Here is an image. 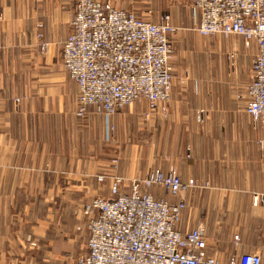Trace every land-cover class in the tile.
Listing matches in <instances>:
<instances>
[{
  "label": "crops",
  "instance_id": "0c3cea01",
  "mask_svg": "<svg viewBox=\"0 0 264 264\" xmlns=\"http://www.w3.org/2000/svg\"><path fill=\"white\" fill-rule=\"evenodd\" d=\"M97 1L151 21L168 14L172 44H187L170 61L166 114L145 118L146 102L135 101L109 117L119 141H106V119L93 106L85 120L75 117L78 88L62 63L75 0H0V264H76L88 240L81 209L94 195H110V175L125 180L119 193H126L132 176L166 172L172 162L181 181L195 182L184 192L186 207L175 229L202 225L206 254L223 264L247 252L264 264V146L258 144L264 123L253 125L244 111L256 44L246 46L239 35L218 37L235 54L227 75L223 53L188 48L191 37L206 45L199 39L214 36L196 31L199 17L190 0ZM199 109L205 110L201 123ZM139 120L153 127L154 138L141 143L148 157L136 165L127 163L126 131ZM175 145L189 148L188 159L162 160ZM150 191L170 200L155 186Z\"/></svg>",
  "mask_w": 264,
  "mask_h": 264
},
{
  "label": "built area",
  "instance_id": "2783aa9c",
  "mask_svg": "<svg viewBox=\"0 0 264 264\" xmlns=\"http://www.w3.org/2000/svg\"><path fill=\"white\" fill-rule=\"evenodd\" d=\"M190 5L198 13L196 31L201 36L239 35L246 46L256 44L244 111L253 125L264 123V0H190ZM174 30L166 14L151 21L109 1L75 0L61 51L64 69L78 88L75 116L85 118L93 106L106 119L105 140L114 142L115 129L108 119L123 107L144 100L145 118L157 112L165 115ZM226 58L234 67L235 54L227 51ZM13 101L18 105L20 98ZM204 117L205 110L199 109L196 120ZM258 144L262 149L264 142ZM104 179L97 176L98 181ZM109 182V196L83 204L87 249L76 264H223L206 254L202 225L186 232L175 229L186 207L183 194L194 180L181 181L171 165L166 172L152 169L143 177L132 176L126 193H119L122 177L110 175ZM153 186L170 200L155 198ZM226 264H261V258L254 252L241 253Z\"/></svg>",
  "mask_w": 264,
  "mask_h": 264
},
{
  "label": "rangeland",
  "instance_id": "374dc122",
  "mask_svg": "<svg viewBox=\"0 0 264 264\" xmlns=\"http://www.w3.org/2000/svg\"><path fill=\"white\" fill-rule=\"evenodd\" d=\"M161 15H163V14H161ZM161 15H159V17ZM166 15L168 16V14H166ZM219 36L220 35H214V36H211L209 38H201V39H199V41H203L204 39H206L207 41H209V43H207L206 45H204L203 43H200V45L197 44L195 40H193V41L191 40L192 39V37H191V39L189 40L190 41V45H188V48H190V49L196 48L197 49V48L200 47L202 49L204 48L206 50H210L212 53H216V54L217 53H220L221 55L223 53V55L225 57H227V51H229L230 49H226L227 47L224 48L223 45H221V41L219 40L220 38H218ZM218 40H219V43H217ZM194 42H195V46L191 45V43H194ZM184 48H187V44L184 47V45L181 42H179V41L177 43H173L174 53H173V56H172V59L171 60H173V58H174V56L176 54H179L180 55L181 52L184 50ZM196 49H195V52H197ZM197 53H199V52H197ZM225 63H226V72H227V75L232 74V72H234L233 71L234 70V67L233 66L231 67L229 65V62H228L227 58H225ZM235 96H236L237 99L238 98L241 99V95L240 94L239 95H235ZM193 116L195 117V114H193L192 117ZM80 120H85V118L80 119ZM142 123L143 122H141L140 120L139 121H136V123L133 125L132 129H127V131H126L127 132L126 138H128V142H129V152H128V155H127V163L129 162V159H132L133 163H137L136 165H138L140 159L143 156L148 157V155H143L142 154V147H143V145L145 143H143V144H141V143L143 141H147L149 139H153L154 138V130H153V127H150V125L149 126L146 125V124L143 125ZM125 133L123 135H125ZM170 133L172 135H176L177 136V131L176 130H172V131H170ZM182 137L185 139L184 136H182ZM116 139H118V135L115 132V140ZM168 140H170V139H168ZM118 141H119V139H118ZM174 142H177V141L175 140ZM173 149H174L173 152H171L170 154L161 156V159L164 160V161H168L169 159L171 160V158L177 159L178 161L181 160V159H184V160L185 159H188V157H189V150L188 149L189 148L187 146L186 147L185 146H183V147L180 146L179 151H178L177 150L178 147L175 145L173 147ZM119 151H120V145H119V142H117L115 144V146H114V151H113V158H112V160L114 161V163L112 164V167L113 168H116V166L118 164L117 161L120 158ZM172 163H173V166L176 168V170H178L175 162H172ZM131 169H132V171H134L135 170V166L132 165ZM114 171H115V169H114ZM114 175H117V174H114ZM97 196H100V195H97ZM183 196H184V194H183ZM93 197H96V195L92 196L91 198H93Z\"/></svg>",
  "mask_w": 264,
  "mask_h": 264
}]
</instances>
